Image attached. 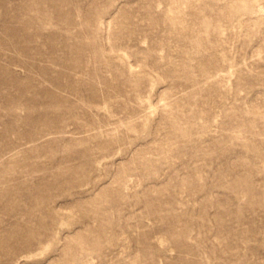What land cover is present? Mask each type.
I'll return each mask as SVG.
<instances>
[{
    "label": "rangeland",
    "instance_id": "1",
    "mask_svg": "<svg viewBox=\"0 0 264 264\" xmlns=\"http://www.w3.org/2000/svg\"><path fill=\"white\" fill-rule=\"evenodd\" d=\"M0 264H264V0H0Z\"/></svg>",
    "mask_w": 264,
    "mask_h": 264
}]
</instances>
